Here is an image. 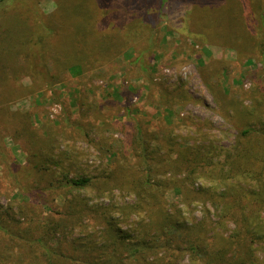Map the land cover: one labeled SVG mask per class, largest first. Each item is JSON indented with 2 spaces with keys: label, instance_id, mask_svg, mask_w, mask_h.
I'll return each mask as SVG.
<instances>
[{
  "label": "rangeland",
  "instance_id": "374dc122",
  "mask_svg": "<svg viewBox=\"0 0 264 264\" xmlns=\"http://www.w3.org/2000/svg\"><path fill=\"white\" fill-rule=\"evenodd\" d=\"M262 154L264 0H0V264H47L45 245L60 264H205L127 244L175 210L230 236L225 202L264 225ZM144 161L158 189L135 208Z\"/></svg>",
  "mask_w": 264,
  "mask_h": 264
},
{
  "label": "trees",
  "instance_id": "16d2710c",
  "mask_svg": "<svg viewBox=\"0 0 264 264\" xmlns=\"http://www.w3.org/2000/svg\"><path fill=\"white\" fill-rule=\"evenodd\" d=\"M36 9H33L35 11ZM39 17V12H34ZM6 46H4L5 48ZM34 71L37 73H43L42 64L39 65V63L33 65ZM45 79L47 78V74L43 73ZM23 115H20L22 117ZM23 118V117H22ZM250 131V128H246L242 130V134H247ZM248 156V153H244L243 159L245 160ZM262 162L264 163V154L261 156ZM146 161H144L145 168H144V176L140 180L134 181V190L136 193V197L138 202L134 205L135 208H140L141 206H144L147 200V193L145 191L147 190L148 194L150 191L158 189V184L153 181V179L150 177L149 173V166H146ZM238 165H240L242 168H237V172L241 174H247L249 171L244 167L245 164L237 161ZM23 168V167H22ZM21 174V173H20ZM141 177V175H140ZM225 177L222 176V179ZM241 180V179H240ZM239 181V180H238ZM91 183L90 177H77V178H70L67 180V184H70L74 188H82L86 185ZM238 195L240 196H233L234 202H239V198L242 195H246L245 187H242L239 183H237ZM263 186H259L260 190L257 194L262 196V199H264V182H262ZM29 187V186H28ZM224 187V188H223ZM31 188V187H30ZM221 186H218L217 189H220ZM227 189L224 185L222 186V190L219 191L217 194L219 197H224L223 201L226 199V193L222 192ZM214 197V194H212ZM217 197V196H216ZM254 201V197H253ZM231 203V204H232ZM236 204V203H235ZM235 206L227 205L225 202V205L223 206V210L221 209L222 213L225 215L220 214V220L223 222L225 217H227L229 214L236 219L240 226L238 230H235V233L233 232L230 236H225L223 233L215 231L214 228L211 229L210 235H208L209 232H206V225L205 223H190L187 224L186 222L180 221L179 211L175 210L172 213L165 214L163 218L161 219L162 222L157 223L155 222L153 225L148 227L147 229H151L152 227L154 229L153 232L150 230L149 232H146L144 230L145 234H152L151 238H145L141 237L137 242H130L127 244L128 249L132 253H136L139 250H146V249H152V248H160L161 246H170V243L173 242L175 244V247L178 251H187L189 254L192 255V258L194 259H200L205 264H253L256 262V256L253 253L252 250V243L253 242H259L263 241L264 243V225L261 224L259 221L251 223L247 216L249 214H246V212L241 211L240 209L235 210ZM259 208V207H258ZM167 215V216H166ZM256 218H258V213H255ZM3 219L0 218V230L4 233H10L11 228L6 226ZM109 228L111 231L114 232V237L117 238L120 241H127V237L123 236L122 230L120 228H114L111 224L109 225ZM168 233H172L173 236L171 237H165L162 239L161 237H164V235H168ZM162 234V235H160ZM161 239V240H160ZM43 244V243H42ZM101 250V247L94 248V250ZM43 256L46 258L47 264H60V260L58 259L59 255H55V251L51 250V246H44V252ZM5 254L0 251V261L4 262ZM89 264H108L107 261L98 260L92 258V260L88 261ZM113 264H122L120 261L113 262Z\"/></svg>",
  "mask_w": 264,
  "mask_h": 264
}]
</instances>
